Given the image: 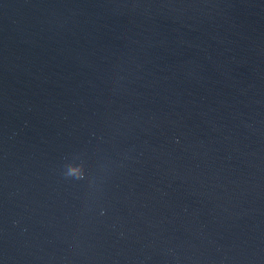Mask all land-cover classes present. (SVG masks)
<instances>
[{
  "label": "clouds",
  "instance_id": "clouds-1",
  "mask_svg": "<svg viewBox=\"0 0 264 264\" xmlns=\"http://www.w3.org/2000/svg\"><path fill=\"white\" fill-rule=\"evenodd\" d=\"M63 176L66 179H73L77 181L85 180L86 172H85V165H79L76 167L65 169L63 172Z\"/></svg>",
  "mask_w": 264,
  "mask_h": 264
}]
</instances>
